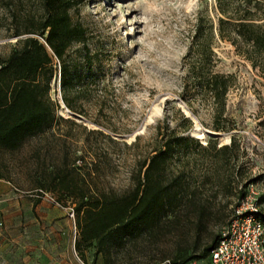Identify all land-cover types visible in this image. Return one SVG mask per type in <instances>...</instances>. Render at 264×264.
Wrapping results in <instances>:
<instances>
[{
	"label": "rangeland",
	"instance_id": "1",
	"mask_svg": "<svg viewBox=\"0 0 264 264\" xmlns=\"http://www.w3.org/2000/svg\"><path fill=\"white\" fill-rule=\"evenodd\" d=\"M215 4V0H81L70 11L72 22L86 33L83 43L68 50L74 68L70 108L62 101L59 65L53 59L56 71L48 97L54 113L49 127L27 137L15 151L0 150V264H104L93 248L84 250L83 258L75 251V217L69 202L62 206L56 192L34 188L37 183L46 185L54 170L80 167L90 189L125 193L137 164L151 152L157 125L167 122L175 127L180 123L178 111L191 114L189 134L198 129L202 145L209 138L216 139L217 146L229 143L231 135L237 139L229 163H217L219 180L202 178L210 175L211 153L190 157L186 175L190 185L197 184L212 213L207 212L204 227L198 229L194 207H185L158 233L112 249L108 264H170L172 259L200 255L235 218L236 207L248 195L264 222V78L234 46L215 36L214 69L235 79L225 108L232 129L214 132L209 109L195 103L196 117L180 97L182 60L197 12L203 11L215 26ZM36 10L39 0H0V59L16 48L11 15ZM239 175L241 182L236 180Z\"/></svg>",
	"mask_w": 264,
	"mask_h": 264
},
{
	"label": "trees",
	"instance_id": "2",
	"mask_svg": "<svg viewBox=\"0 0 264 264\" xmlns=\"http://www.w3.org/2000/svg\"><path fill=\"white\" fill-rule=\"evenodd\" d=\"M80 2L39 0V11L11 15L15 25L11 34L17 40L16 48L0 59V150L15 151L27 137L49 127L54 113L48 97L49 84L56 71L53 59L59 65L62 101L70 108L74 68L67 59L68 50L72 44L83 43L86 39L84 28L73 23L70 17V11ZM215 2V26L203 11L197 12L193 34L182 60L180 97L196 117L195 103L209 109L214 132H229L232 128L225 115L226 97L235 79L232 74L214 69L216 59L212 45L215 36L229 42L264 78V3L260 0ZM178 113L180 123L175 127L167 122L157 125L151 152L137 164L130 177L131 188L123 194L85 186L80 167L54 170L46 185L37 183L34 190L56 192L58 203L71 205L77 236L74 249L81 258L84 250L93 248L94 254H101L104 264H108L112 249L142 235L158 233L178 218L185 207H194L195 225L198 229L204 227L205 216L207 212L212 213V207L206 198L203 199L197 184L190 185L186 175L190 157L196 152L211 153L207 169L210 175L204 173L202 178L204 182L219 180L217 163L220 160L229 163V157L238 148L237 139L231 135L229 143L217 146L216 139L209 138L202 145L189 134L192 119L183 112ZM193 179L198 182L197 178ZM236 180L241 182V176ZM243 196L241 192L240 197ZM222 228L202 254L185 256L180 261L172 259L170 264L207 259Z\"/></svg>",
	"mask_w": 264,
	"mask_h": 264
},
{
	"label": "built area",
	"instance_id": "3",
	"mask_svg": "<svg viewBox=\"0 0 264 264\" xmlns=\"http://www.w3.org/2000/svg\"><path fill=\"white\" fill-rule=\"evenodd\" d=\"M234 213L235 218L222 228L207 264H264V222L258 219L254 198L246 196Z\"/></svg>",
	"mask_w": 264,
	"mask_h": 264
},
{
	"label": "bare ground",
	"instance_id": "4",
	"mask_svg": "<svg viewBox=\"0 0 264 264\" xmlns=\"http://www.w3.org/2000/svg\"><path fill=\"white\" fill-rule=\"evenodd\" d=\"M192 136H194L195 138H198V139L199 138L202 139V133L198 129H196L195 131L192 132Z\"/></svg>",
	"mask_w": 264,
	"mask_h": 264
},
{
	"label": "water",
	"instance_id": "5",
	"mask_svg": "<svg viewBox=\"0 0 264 264\" xmlns=\"http://www.w3.org/2000/svg\"><path fill=\"white\" fill-rule=\"evenodd\" d=\"M184 115L186 116V117H192L191 116V114L188 112V113H184ZM215 135V134H214Z\"/></svg>",
	"mask_w": 264,
	"mask_h": 264
},
{
	"label": "crops",
	"instance_id": "6",
	"mask_svg": "<svg viewBox=\"0 0 264 264\" xmlns=\"http://www.w3.org/2000/svg\"><path fill=\"white\" fill-rule=\"evenodd\" d=\"M35 204H38V202H37V203H35Z\"/></svg>",
	"mask_w": 264,
	"mask_h": 264
}]
</instances>
